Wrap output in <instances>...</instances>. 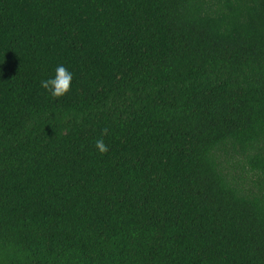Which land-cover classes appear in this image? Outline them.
Returning <instances> with one entry per match:
<instances>
[{
	"label": "trees",
	"instance_id": "1",
	"mask_svg": "<svg viewBox=\"0 0 264 264\" xmlns=\"http://www.w3.org/2000/svg\"><path fill=\"white\" fill-rule=\"evenodd\" d=\"M0 264H264V0H0Z\"/></svg>",
	"mask_w": 264,
	"mask_h": 264
},
{
	"label": "clouds",
	"instance_id": "2",
	"mask_svg": "<svg viewBox=\"0 0 264 264\" xmlns=\"http://www.w3.org/2000/svg\"><path fill=\"white\" fill-rule=\"evenodd\" d=\"M72 80L73 74L64 65H58L55 69V76L47 80H42L40 85L53 98H61L71 91ZM96 147L101 154L108 151V146L104 143L103 139L96 141Z\"/></svg>",
	"mask_w": 264,
	"mask_h": 264
}]
</instances>
